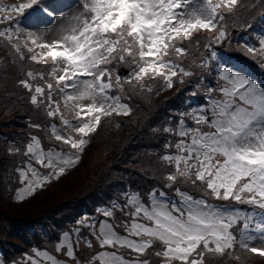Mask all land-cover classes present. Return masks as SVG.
<instances>
[{"label": "snow or ice", "instance_id": "snow-or-ice-1", "mask_svg": "<svg viewBox=\"0 0 264 264\" xmlns=\"http://www.w3.org/2000/svg\"><path fill=\"white\" fill-rule=\"evenodd\" d=\"M76 3L78 11L60 17L56 8L72 7L68 0H0V47L14 66L25 61L43 66L21 67L24 78L17 84L31 94V105L50 118L45 125H28L45 132L46 148L30 134L23 153L17 146L8 149L27 157L15 170L22 184L15 190L16 202L75 167L103 119L133 113L127 101L134 96L159 95L174 87L175 77L184 83L193 76L180 60L200 50L201 41H192L201 30L217 34L203 43L207 55L192 64L212 74L214 83L205 87L204 105L178 113L175 125L162 129L177 138L165 141L159 157L173 169L162 177L171 194L153 188L145 195L127 186L120 200L98 207L95 215L62 233L56 252L68 260L33 249L24 264H81L76 252L81 244L93 249V240L99 250L85 264H153L150 254L158 264L241 261L237 249L264 258V33L257 45L244 43L259 74L229 63L214 47L229 39L225 22L239 19L246 5L239 0ZM45 16L66 21L51 42L23 26ZM122 68L127 70L123 74ZM117 213L124 218L118 220Z\"/></svg>", "mask_w": 264, "mask_h": 264}, {"label": "trees", "instance_id": "trees-1", "mask_svg": "<svg viewBox=\"0 0 264 264\" xmlns=\"http://www.w3.org/2000/svg\"><path fill=\"white\" fill-rule=\"evenodd\" d=\"M5 2L11 3L14 0ZM239 2L246 5L238 11L239 19L229 17L225 22L231 39L215 46L221 48L217 49L218 52L229 63L235 65L239 61L256 69L255 67L259 68L257 60L246 53L244 43L247 41L251 45H257L259 36L264 33V20L260 19L264 13V0L260 3L257 0ZM248 24L251 27H247ZM216 34L207 30L196 33L192 43L199 39L200 50L192 49L191 55L180 60L185 68L194 72L193 76L185 77L184 83H180V78L175 77L174 87L161 90L159 95L144 94L127 101L134 109L130 116L114 115L110 119H103L98 131L91 136V143L83 153L80 163L58 180L48 184L42 195H36L31 201L27 198L23 202H16L14 199L15 190L21 184L15 170L24 166L27 157L22 154H9L8 149L17 146L23 153L30 134H42L44 146L47 147L45 132L28 125H45L50 118L31 105V94L19 86L17 81L24 78L21 67L40 70L43 66L27 61L22 62L19 67L14 66L7 62L6 49L0 47V57L5 59V63L0 64V152L1 159L4 160L0 161V260L7 264L12 261L24 264L25 258L33 254V249L46 248L58 254L56 245L63 232L73 229L79 219L95 215L98 207L103 208L112 200H120V193L127 186L145 195L153 188L171 194V190L163 188L162 177L173 169L164 166L159 157L165 154V141L174 142L177 138L170 137L162 129L168 124L174 126L178 113L189 111L196 104H204L205 87L214 83V76L192 64V60L195 59L198 64L207 55L203 43ZM13 93L14 95H10ZM193 93L197 95L193 96ZM6 114H9V119ZM53 122L60 124L59 120ZM117 123L119 127L116 126ZM154 129L160 131H153ZM9 131L11 137L8 140ZM100 152H104V156L111 155L105 165H99V158L95 156ZM7 172L11 174L9 179ZM93 173H98L95 178L90 177ZM70 175H76V183L64 182ZM60 184L62 187L56 192H47L50 187ZM117 218L119 220L124 217L117 213ZM83 231L86 233L87 229ZM118 231L123 232V229ZM93 246V249H88L81 244L85 257L99 250L94 243ZM149 251L151 253L152 250ZM237 253L243 258L241 261L216 258L209 264H264V258L257 255L246 254L239 249ZM59 254L61 257L65 256L63 252ZM147 258L153 264H158V258L154 255L150 254Z\"/></svg>", "mask_w": 264, "mask_h": 264}, {"label": "rangeland", "instance_id": "rangeland-1", "mask_svg": "<svg viewBox=\"0 0 264 264\" xmlns=\"http://www.w3.org/2000/svg\"><path fill=\"white\" fill-rule=\"evenodd\" d=\"M72 0H68V3H70ZM63 7H65V6H61V7H58V8H56V12L59 14V16L60 17H66V16H69V15H71V14H73L74 12H76V11H78L79 10V7H78V5L76 4V5H74V7L73 8H71L70 9V11L69 12H67V13H64V12H62L61 10L63 9ZM66 21H63V20H61V19H59V18H56V19H54L52 22H51V18H49V17H43L41 20H39V21H32V22H28V21H24V23H23V26L25 27V30L26 31H34V32H37L38 34H40V33H44L45 35H44V39L45 40H47L48 42H51V41H53V40H55V39H57L58 38V36H59V27H60V25L62 24V23H65ZM48 23H50V24H48ZM241 38V37H240ZM246 38L247 37H245V40H246ZM231 39V36H229V39H228V41ZM219 45H221V44H219ZM214 47L216 48V49H221L220 47H216L215 45H214ZM225 60H227V58H225L224 56H222ZM228 61V60H227ZM236 66H245V67H251V66H248V65H246V64H244V63H241V62H239V61H237V63H236ZM252 68V67H251ZM257 74H259V72H260V69L259 68H256V69H254V68H252ZM125 72V71H124ZM197 106H199V105H197ZM197 106H194V107H197ZM193 107V108H194ZM9 114H6L5 116L7 117V119H9V116H8ZM35 136H37V135H35ZM10 137H11V133H10V131H9V135L7 136V139L9 140L10 139ZM38 138H40L41 139V141H42V147H44V148H46L44 145V140H43V137H42V134H40V135H38L37 136ZM0 146H1V143H0ZM88 147V146H87ZM86 147V148H87ZM86 148H85V150H86ZM85 152V151H84ZM105 154H104V152H100V153H98V154H95V156L96 157H98L99 159H98V162H99V165H105L106 163H108V158H111V155H107V156H104ZM2 158V156H1V152H0V161L1 162H4V160H2L1 159ZM81 161V160H80ZM80 163V162H79ZM78 163V164H79ZM77 164V165H78ZM76 165V166H77ZM98 165V166H99ZM75 166V167H76ZM36 167H39L38 165H36ZM97 174L98 173H93L90 177L91 178H95L96 176H97ZM10 172H7L6 173V176L8 177V179L10 178ZM76 175H70V177L67 179V180H65L64 182H69V183H76ZM54 181V180H53ZM50 184V183H49ZM62 184H60V185H55V187H50V189H48L47 190V192L48 193H50V192H56L58 189H60L62 186H61ZM20 187H22V184H20V186L18 187V188H20ZM48 187V185L46 186V187H44V188H42L41 190H38L37 192H36V194L35 195H33V196H31V197H29V200L31 201L32 200V198H34L36 195V197H38V196H40V195H42L43 194V191L46 189ZM60 191V190H59ZM58 191V192H59ZM41 193V194H40ZM39 194V195H38ZM93 243L96 245V242H94L93 241ZM81 245H80V247H79V250L76 252V255H77V257L79 258V260L81 261V264H85V262H86V260L88 259V255H86V257L84 256V254H83V252L81 251ZM37 250H41V251H47V252H49V254H52V255H55V256H57L58 257V259H60V260H68V258L66 257V255L64 256V257H61V256H59L60 254V252H58V254L57 253H54V252H52V251H50L49 249H44V250H42V249H37ZM243 258H241V260H242ZM44 264H50V262H47V261H45L44 262ZM69 264H73V262H71V261H69Z\"/></svg>", "mask_w": 264, "mask_h": 264}]
</instances>
